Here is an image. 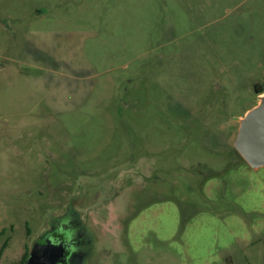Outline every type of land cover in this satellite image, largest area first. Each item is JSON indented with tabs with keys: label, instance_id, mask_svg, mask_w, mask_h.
<instances>
[{
	"label": "rangeland",
	"instance_id": "374dc122",
	"mask_svg": "<svg viewBox=\"0 0 264 264\" xmlns=\"http://www.w3.org/2000/svg\"><path fill=\"white\" fill-rule=\"evenodd\" d=\"M263 102L264 0H0V264L67 210L80 264H264Z\"/></svg>",
	"mask_w": 264,
	"mask_h": 264
},
{
	"label": "water",
	"instance_id": "95a60500",
	"mask_svg": "<svg viewBox=\"0 0 264 264\" xmlns=\"http://www.w3.org/2000/svg\"><path fill=\"white\" fill-rule=\"evenodd\" d=\"M234 148L251 167L264 166V102L251 110L242 122ZM62 243L35 245L24 264H57L64 256Z\"/></svg>",
	"mask_w": 264,
	"mask_h": 264
},
{
	"label": "flooded vegetation",
	"instance_id": "af4514ba",
	"mask_svg": "<svg viewBox=\"0 0 264 264\" xmlns=\"http://www.w3.org/2000/svg\"><path fill=\"white\" fill-rule=\"evenodd\" d=\"M40 239L41 245L47 241L63 244L64 256L57 264H80L81 259L86 257L88 248H90L88 233L78 214L73 210H67L61 215L56 220V224L44 232ZM84 249H88V251L86 252Z\"/></svg>",
	"mask_w": 264,
	"mask_h": 264
},
{
	"label": "trees",
	"instance_id": "16d2710c",
	"mask_svg": "<svg viewBox=\"0 0 264 264\" xmlns=\"http://www.w3.org/2000/svg\"><path fill=\"white\" fill-rule=\"evenodd\" d=\"M255 90H257L256 87H255ZM261 93H262V91H257V94L258 95L261 94ZM28 255H29V253L28 252H25L24 255H23V257H22V260H21V262L19 264H24L26 262L27 258H28Z\"/></svg>",
	"mask_w": 264,
	"mask_h": 264
},
{
	"label": "crops",
	"instance_id": "0c3cea01",
	"mask_svg": "<svg viewBox=\"0 0 264 264\" xmlns=\"http://www.w3.org/2000/svg\"><path fill=\"white\" fill-rule=\"evenodd\" d=\"M6 250H8V248H7ZM5 252H6V251H5Z\"/></svg>",
	"mask_w": 264,
	"mask_h": 264
}]
</instances>
